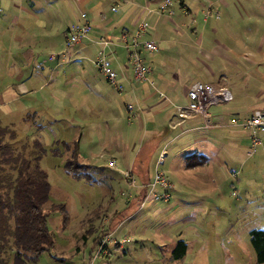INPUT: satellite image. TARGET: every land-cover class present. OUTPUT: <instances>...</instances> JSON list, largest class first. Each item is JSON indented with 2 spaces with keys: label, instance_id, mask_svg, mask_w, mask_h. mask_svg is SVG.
Masks as SVG:
<instances>
[{
  "label": "crops",
  "instance_id": "1",
  "mask_svg": "<svg viewBox=\"0 0 264 264\" xmlns=\"http://www.w3.org/2000/svg\"><path fill=\"white\" fill-rule=\"evenodd\" d=\"M161 2L162 0H0L1 13L8 24L7 33L15 51V55L11 56L14 57V63L26 64L31 61L34 64L31 71L30 68L27 71V76H22L20 64L16 65L22 79L5 90L11 96L8 101H17L20 96H34L51 86V94L55 100H49L42 93V103L45 102L48 106L50 103H57L61 108L73 107L75 111L83 113V119L84 115L99 118L100 124L108 130V136L117 127H123L120 122L123 115L128 114V128L136 127L142 132L143 139L138 141L135 152H130L126 175L132 179L127 180V176L125 179L133 185L132 197L140 200L144 187L153 177L150 173L153 156L164 147L167 149L177 145L178 152L184 153V164L180 170H204H201L203 174H196L204 176V180L211 179V183H216L215 189L218 191L223 186L210 173L213 170L210 165L220 164L227 157L237 160L243 167L254 154H259L260 159L264 156V134H257L261 143L255 146L253 152L252 132L232 122L240 123L252 118L257 111L264 112V0H174L172 16L158 12ZM141 20L149 24L143 38L155 42L158 47L153 53L142 52L145 63L153 71L151 80L156 89L147 83L134 81L128 51L120 43L121 34H132ZM84 21L89 22L92 27L87 39L76 44L71 53L50 59L48 55L54 53L51 52L46 54V58L48 62H67L72 57L79 63L88 57L96 60L103 52L110 68L117 75L118 83L123 87L119 91L105 79L118 93L114 100L109 97V86L101 84L91 67L82 65L76 70L78 65H71V62L68 67L73 69L68 73L72 74L66 79V88L60 89L58 77L52 75V71L43 64L45 50H55L58 53L57 40L61 33L65 35L72 23ZM100 39H106L110 42L109 45L103 47L99 43ZM57 64L59 63L55 64L54 71L59 67ZM94 68L98 70L97 66ZM46 71H49V75L45 78ZM196 82L217 89L225 88L232 96L230 101H217L209 105L208 127L207 122L199 115L184 119L178 116L176 107L187 104L188 89ZM158 92L165 93L167 98L165 95L160 97ZM57 95L62 98L57 99ZM103 101L106 104L99 107L98 103ZM129 108H132L131 117ZM40 111L34 110L30 115L33 125L39 122ZM60 113L55 110L51 120L58 118ZM162 126L164 130H161ZM94 127L99 128L97 124ZM104 151L101 148L95 154L99 156ZM185 151L190 152L186 154ZM191 155L200 157L206 163L203 166L188 167L186 158ZM197 158L193 161L200 160ZM109 165L115 166L114 159L110 160ZM259 166L260 163H251V177L245 180L249 186H257V174L264 178V171ZM167 180L173 185L171 198L151 208L154 216L178 212L170 202L175 197L179 199L180 194L174 182L168 178ZM231 185L235 188L233 183ZM199 208L201 207L196 208L198 213L202 211ZM217 209H210L209 215L219 213L220 210L217 212ZM195 214L197 213H192ZM168 219L172 220L170 217ZM180 240L187 244V251L182 258L175 259L173 251ZM178 241L171 252L176 263L185 261L191 247L187 238Z\"/></svg>",
  "mask_w": 264,
  "mask_h": 264
},
{
  "label": "rangeland",
  "instance_id": "2",
  "mask_svg": "<svg viewBox=\"0 0 264 264\" xmlns=\"http://www.w3.org/2000/svg\"><path fill=\"white\" fill-rule=\"evenodd\" d=\"M7 30L6 19L0 13V125L15 131L16 139L11 143L15 148L27 144L32 149L30 145L33 141H39L44 146L46 153L40 167L47 174L51 186L44 213L48 216L47 226L53 236L54 247L27 264H258L250 242V232L254 229L264 230V178L261 174L256 175L257 186H249L245 180L251 177L252 162L260 163L259 168L264 171V156L260 159L259 154H254L243 167L237 160L227 157L220 164L211 163L213 170L210 173L223 186L218 191L211 179L204 180V176L196 174H203L204 170H180L184 164V153L178 152L177 145L169 146L160 169L174 182L180 194L179 199L175 197L170 202L178 212L154 216L151 208L164 202L149 201L141 208L140 198L132 197L133 185L125 179V176L127 180L132 179L126 175L130 152H135L138 141L143 139L142 132L136 127L128 128V114L123 115L120 122L123 127H117L108 136V130L100 124L99 118L84 115L83 119V113L75 111L73 107L61 108L57 103H50V106L42 103V93L49 100H55L51 86L34 96H20L17 101H8L11 96L5 90L19 83L22 76L29 75L27 71L29 68L31 71L34 64L31 61L26 64L14 63L11 56L15 55V51ZM57 46L58 53L55 50L43 52V64L52 71V75L58 77L60 89L66 88V79L72 74L68 73L73 69L68 67L71 62V65H78L76 70L82 65L91 67L101 84L108 85L99 70L94 68L95 60L90 57L79 63L72 57L67 62H48L46 56L49 53L54 52L48 58L53 56L55 59L58 55L62 57L71 53L75 48V45L66 48L63 33L57 40ZM56 63H59L56 65L59 67L54 71ZM17 64L22 68V76ZM49 71H46L45 78ZM109 88V97L114 100L118 93ZM61 98L57 95V99ZM102 104L104 106L105 101L98 103L99 107H103ZM38 109L41 110L38 113L39 122L33 125L32 120L26 117H31ZM55 110L61 112L60 116L51 120ZM95 124L99 128L94 127ZM161 130H164V126ZM63 143L70 147H65ZM76 143L80 164L91 166L87 169L90 180H75L66 173L65 163L73 157ZM101 148L105 151L97 156L95 151ZM160 152L153 156L150 167L152 176ZM113 159L115 166L112 167L109 162ZM232 169L238 172L236 177L231 175ZM54 205L65 206L68 215L66 227L59 211L52 209ZM197 207H201L199 209L202 211L198 213ZM212 208H218L220 212L217 209L219 213L211 216ZM103 233L106 234L94 244V239ZM107 235H110V240L103 242ZM186 238L191 245L189 255L185 261L176 263L171 255L172 249L179 239Z\"/></svg>",
  "mask_w": 264,
  "mask_h": 264
},
{
  "label": "trees",
  "instance_id": "3",
  "mask_svg": "<svg viewBox=\"0 0 264 264\" xmlns=\"http://www.w3.org/2000/svg\"><path fill=\"white\" fill-rule=\"evenodd\" d=\"M27 119L33 120L32 116ZM15 139L16 133L13 129L0 125V264L34 262L41 254L54 247L53 236L47 226L48 216L44 213L51 186L47 174L40 167L46 150L39 141L31 143L32 149L27 144L15 148L11 144ZM63 145L70 147L66 143ZM73 151V157L68 158L65 163L66 173L75 180H90L87 169L91 166L80 164L77 143ZM194 158L197 157L191 155L186 158L188 167L203 166L206 163L200 157L197 158L200 160L194 162ZM146 191L147 186L143 189L141 202ZM52 207L59 211L66 227L68 215L65 206ZM105 234L94 239V244ZM250 242L258 264H264V230H252ZM186 251L187 244L180 240L176 243L173 257L180 259Z\"/></svg>",
  "mask_w": 264,
  "mask_h": 264
},
{
  "label": "built area",
  "instance_id": "4",
  "mask_svg": "<svg viewBox=\"0 0 264 264\" xmlns=\"http://www.w3.org/2000/svg\"><path fill=\"white\" fill-rule=\"evenodd\" d=\"M174 0H162L158 6V12L167 13L172 16L174 11L172 9ZM2 8L0 7V13ZM150 13V11H149ZM84 16V15H83ZM149 24L145 20H141L137 23L132 34L128 32H123L120 36L121 45L128 51V62L131 66L133 79L137 83H147L153 89H156L155 83L151 80L153 71L149 65H147L143 58V51L148 53H153L157 50V45L155 42L146 40L143 38ZM92 31V27L89 22L84 21L80 24H72L65 31V45L66 48L73 47L78 44L80 41L87 39ZM99 43L103 47L109 45V41L105 39H100ZM50 59H54L53 56ZM95 64L98 67L101 75L112 85H114L119 91L123 89L117 81V75L115 71L110 68V63L105 55L100 53L99 57L95 60ZM160 97H164V94L158 92ZM232 99L231 93L225 88H215L211 85H207L201 82L193 83L187 92V104L183 106H178L177 112L180 118H188L194 115L201 116L206 122L208 127V119L210 114L208 112V107L211 104L219 102H226ZM132 108H129V115L131 114ZM235 125L241 126L243 129L250 130L252 132V141L253 149L255 151V146L261 143L260 138L257 134H264V112L257 111L254 113V116L250 119L237 123L232 121ZM164 147L159 153L158 158L155 162V172L152 177V180L147 185V191L144 199L141 202V208L149 201L159 202V201H168L171 197V190L173 185L167 180L164 172L160 167L164 164L166 155L164 154L166 149ZM238 174L237 171L233 170L231 175L236 177ZM110 240V235H107L104 241ZM102 242V243H103Z\"/></svg>",
  "mask_w": 264,
  "mask_h": 264
}]
</instances>
